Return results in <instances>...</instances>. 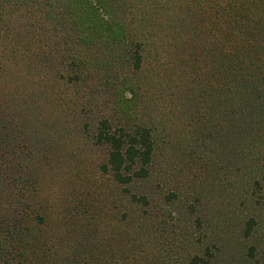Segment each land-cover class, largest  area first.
Wrapping results in <instances>:
<instances>
[{"label": "rangeland", "instance_id": "1", "mask_svg": "<svg viewBox=\"0 0 264 264\" xmlns=\"http://www.w3.org/2000/svg\"><path fill=\"white\" fill-rule=\"evenodd\" d=\"M124 1L128 14H145L151 40L144 69L132 80L141 90L139 121L130 122L154 129L148 178L117 185L102 173L106 149L93 143L95 122L84 115L103 109L101 78L74 86L11 75L7 101L33 156L26 161L35 200L63 233L73 212H86L89 233L110 262L133 255L137 264H188L197 255L205 264H264L259 140L236 135L233 108L202 86L213 82L212 39L222 24L214 22L222 20L211 7L222 15L218 0ZM130 194L145 196L148 205L133 204Z\"/></svg>", "mask_w": 264, "mask_h": 264}, {"label": "trees", "instance_id": "2", "mask_svg": "<svg viewBox=\"0 0 264 264\" xmlns=\"http://www.w3.org/2000/svg\"><path fill=\"white\" fill-rule=\"evenodd\" d=\"M124 5V0H0V264H137L133 255L110 262L95 233H89L91 222L83 210L64 222L66 233L41 210L26 161L33 156L7 101L11 75H35L41 81L51 76L74 86L88 76L101 78L103 109L84 115L95 122L93 143L106 149L102 173L117 185L146 180L154 129L130 122L139 121L134 114L141 90L132 80L144 69L151 40L145 14H128ZM215 5L222 15L211 7L213 18L222 22L214 23L222 24L213 34V82L202 84L204 94L211 91L218 104L233 108L236 135L257 138L264 155V0ZM255 170L264 174V157ZM129 199L148 205L145 196L130 194ZM188 264L205 263L195 255Z\"/></svg>", "mask_w": 264, "mask_h": 264}]
</instances>
